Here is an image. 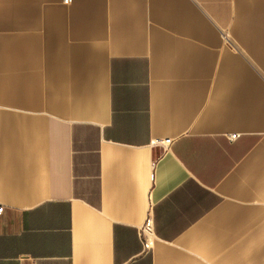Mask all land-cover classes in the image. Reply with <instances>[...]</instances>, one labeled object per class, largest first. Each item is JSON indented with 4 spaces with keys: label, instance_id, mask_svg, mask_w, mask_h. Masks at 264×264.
<instances>
[{
    "label": "crops",
    "instance_id": "crops-1",
    "mask_svg": "<svg viewBox=\"0 0 264 264\" xmlns=\"http://www.w3.org/2000/svg\"><path fill=\"white\" fill-rule=\"evenodd\" d=\"M0 203V264H264V0H0Z\"/></svg>",
    "mask_w": 264,
    "mask_h": 264
},
{
    "label": "built area",
    "instance_id": "built-area-1",
    "mask_svg": "<svg viewBox=\"0 0 264 264\" xmlns=\"http://www.w3.org/2000/svg\"><path fill=\"white\" fill-rule=\"evenodd\" d=\"M64 2L66 3H71L72 0H64ZM237 134H232L231 138H236ZM162 142L165 146L169 145L171 143V139H165L164 141H160ZM5 206L3 204L0 203V215L4 212ZM151 224V221L148 219V221L146 222V228H149Z\"/></svg>",
    "mask_w": 264,
    "mask_h": 264
}]
</instances>
